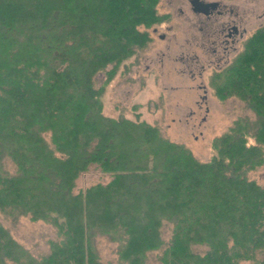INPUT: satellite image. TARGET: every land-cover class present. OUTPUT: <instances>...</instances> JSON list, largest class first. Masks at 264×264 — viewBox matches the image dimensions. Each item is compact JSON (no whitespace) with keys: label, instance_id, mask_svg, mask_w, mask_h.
I'll use <instances>...</instances> for the list:
<instances>
[{"label":"trees","instance_id":"16d2710c","mask_svg":"<svg viewBox=\"0 0 264 264\" xmlns=\"http://www.w3.org/2000/svg\"><path fill=\"white\" fill-rule=\"evenodd\" d=\"M158 1L0 0V212L56 232L37 256L0 224V264H102L99 237L118 264L153 251L161 264H264V184L249 177L264 166V26L209 77L256 118L214 137L208 160L139 113L103 111L121 64L170 17ZM91 166L109 181L76 190Z\"/></svg>","mask_w":264,"mask_h":264},{"label":"rangeland","instance_id":"374dc122","mask_svg":"<svg viewBox=\"0 0 264 264\" xmlns=\"http://www.w3.org/2000/svg\"><path fill=\"white\" fill-rule=\"evenodd\" d=\"M200 1H219L220 13L207 18L203 11L194 10L191 0L158 1V12L170 17L149 28L147 45L121 64L103 96V111L133 120L139 113L141 120L158 126L163 137L185 144L198 159L208 160L214 137L240 117L256 118L244 101L219 99L209 86V77L226 67L244 39L264 26V0ZM249 177L264 184V166ZM109 179L91 166L77 179L76 190ZM0 224L37 256L46 254L50 240L56 238L52 225L29 216L14 220L0 212ZM165 233L168 238L170 229ZM95 246L102 264H118L116 243L99 237ZM159 253L151 252L148 264H161Z\"/></svg>","mask_w":264,"mask_h":264},{"label":"flooded vegetation","instance_id":"af4514ba","mask_svg":"<svg viewBox=\"0 0 264 264\" xmlns=\"http://www.w3.org/2000/svg\"><path fill=\"white\" fill-rule=\"evenodd\" d=\"M194 8L203 11L207 18H211L215 13L218 12V8L220 7V2L218 1H212V2H206V1H196L194 2ZM236 32V29L234 30Z\"/></svg>","mask_w":264,"mask_h":264},{"label":"water","instance_id":"95a60500","mask_svg":"<svg viewBox=\"0 0 264 264\" xmlns=\"http://www.w3.org/2000/svg\"><path fill=\"white\" fill-rule=\"evenodd\" d=\"M196 1H198V0H191V2L194 4V2H196Z\"/></svg>","mask_w":264,"mask_h":264},{"label":"bare ground","instance_id":"6f19581e","mask_svg":"<svg viewBox=\"0 0 264 264\" xmlns=\"http://www.w3.org/2000/svg\"><path fill=\"white\" fill-rule=\"evenodd\" d=\"M198 1H200V0H198ZM194 5V4H193ZM194 10H195V8H194Z\"/></svg>","mask_w":264,"mask_h":264}]
</instances>
